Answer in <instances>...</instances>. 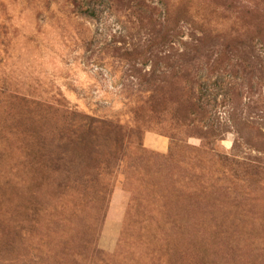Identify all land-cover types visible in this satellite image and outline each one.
<instances>
[{"label":"rangeland","instance_id":"1","mask_svg":"<svg viewBox=\"0 0 264 264\" xmlns=\"http://www.w3.org/2000/svg\"><path fill=\"white\" fill-rule=\"evenodd\" d=\"M0 264H264V0H0Z\"/></svg>","mask_w":264,"mask_h":264},{"label":"trees","instance_id":"2","mask_svg":"<svg viewBox=\"0 0 264 264\" xmlns=\"http://www.w3.org/2000/svg\"><path fill=\"white\" fill-rule=\"evenodd\" d=\"M172 50H173V49H171V50H170L171 53H169V58H170V59H171L172 56H173V55H172V54H173V53H172ZM125 55H127V56L129 55V56H130L131 53H130L129 51H126V52H125ZM91 121H92V124H90V126H88V127L86 128V129H88V131L91 130V129H94V128L96 127V125H102V126H103V125H105V126L110 125V122H109V121H106V124H105L104 121L97 120V119H95V120L91 119ZM105 126H104V127H105ZM112 127H113V126L111 125V126H110V129H112ZM83 129H84V128H78L77 132H80V130H83ZM116 129L119 130V131H122V129H120V128H119V129L116 128Z\"/></svg>","mask_w":264,"mask_h":264}]
</instances>
